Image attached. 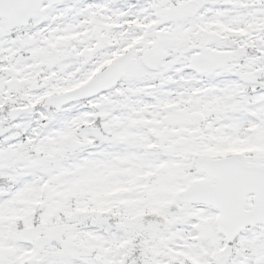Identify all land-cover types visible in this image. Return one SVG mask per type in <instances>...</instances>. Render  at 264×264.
<instances>
[{"label":"snow or ice","instance_id":"obj_1","mask_svg":"<svg viewBox=\"0 0 264 264\" xmlns=\"http://www.w3.org/2000/svg\"><path fill=\"white\" fill-rule=\"evenodd\" d=\"M0 264H264V0H0Z\"/></svg>","mask_w":264,"mask_h":264}]
</instances>
